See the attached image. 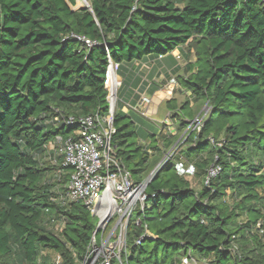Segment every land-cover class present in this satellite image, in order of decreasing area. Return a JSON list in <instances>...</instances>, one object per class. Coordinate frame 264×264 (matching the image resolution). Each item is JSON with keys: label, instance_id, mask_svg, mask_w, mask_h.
Segmentation results:
<instances>
[{"label": "trees", "instance_id": "1", "mask_svg": "<svg viewBox=\"0 0 264 264\" xmlns=\"http://www.w3.org/2000/svg\"><path fill=\"white\" fill-rule=\"evenodd\" d=\"M85 1L0 0V264H49L50 253L81 264L97 220L81 201L63 203L72 168L62 156L58 168L45 165L47 146L70 137L82 116L107 112L110 52L122 77L111 144L142 181L159 136L165 148L174 140L160 130L141 143L142 115L123 111L147 85L134 63L167 56L178 72L173 52L181 45L190 76H178L180 83L211 108L180 152L200 187L174 161L165 164L130 220L123 258L180 264L195 251L210 264H264V0ZM214 164L221 171L205 184ZM52 221L62 229L53 232Z\"/></svg>", "mask_w": 264, "mask_h": 264}, {"label": "built area", "instance_id": "2", "mask_svg": "<svg viewBox=\"0 0 264 264\" xmlns=\"http://www.w3.org/2000/svg\"><path fill=\"white\" fill-rule=\"evenodd\" d=\"M79 38L88 46L97 43L86 37ZM107 56V112L82 116L70 137L63 139L59 136L49 143L59 146L55 151L62 156L61 164L72 168L65 189L60 193L63 203L81 201L97 220L96 229L81 264H126L123 255L128 252L129 223L136 210L144 207L147 199L146 187L149 179L136 180L132 171L114 155L111 140L115 132L114 120L121 83L117 72L119 63L112 58L110 52ZM52 163L58 165L59 161L55 158ZM220 171L219 164L212 165L205 176V184H209ZM136 223L142 225L140 219ZM143 226L144 233H148L147 225ZM258 226L264 238V227L261 223ZM60 259L59 255L57 261ZM210 263V257H200L194 261V264Z\"/></svg>", "mask_w": 264, "mask_h": 264}, {"label": "rangeland", "instance_id": "3", "mask_svg": "<svg viewBox=\"0 0 264 264\" xmlns=\"http://www.w3.org/2000/svg\"><path fill=\"white\" fill-rule=\"evenodd\" d=\"M85 4V0H78L77 7ZM180 51H184V45H181L179 49L177 48L174 50L173 54L177 58V62L181 65L182 69L178 72L174 71V73L170 74L168 78H165L162 74L161 78L153 79L151 81L152 85L156 83L159 87L156 92L151 93L148 91L149 86L147 87L146 85L145 90L138 93L139 99H137L136 108L139 110L138 112L140 115H142L138 118V123L140 125L144 124L147 126V128L142 129L141 136L138 138L140 142L143 144L148 143L152 139L153 134L158 133L160 130H162L164 136L174 140L171 147L165 148L162 145L163 137L159 136L158 144L160 148L151 150L150 163L143 172L142 178L143 180L154 178L165 164L174 161L178 165L180 175L188 179L193 187L199 188L201 180L196 176L195 165L188 167L189 164L180 156V152L189 143L188 138L193 131H201L203 124L210 115L211 108L209 103L204 99L196 100L193 92L185 89L180 83L178 76H190V73L185 70L188 59L182 56ZM145 57H147L149 62L148 64L150 65L148 67L147 63L144 64L142 76H146L150 67L155 65V61L153 59H150L148 55ZM190 60L196 61L195 56L192 55ZM142 78L147 82V84L150 83L148 78ZM119 80L122 85L121 76H119ZM169 102H174L176 105L174 107L168 106ZM125 103L126 105L123 108V111L128 112L134 110L129 106V104H127V102ZM185 104H189L191 107L184 110L186 116H184L181 112L184 109ZM176 118L177 122L174 121ZM154 144H156V142H154ZM48 145L49 149L44 157V163L47 166H54L52 160L56 158L59 161V157L61 156L60 153H56L55 151L59 148V146L51 144ZM50 151H52V153H50ZM53 152H55V154ZM179 163L182 166H180ZM54 167L58 168L59 166ZM53 174H55L56 178L59 179L60 169L54 170ZM134 177L138 180L136 176ZM59 186H61V184L57 185V187ZM49 227L56 233L58 231L59 224L52 221ZM152 245L150 247H152ZM196 253L197 252L195 251L191 252V254ZM48 256L49 264H62L61 259L59 262L57 261L59 255L50 253Z\"/></svg>", "mask_w": 264, "mask_h": 264}, {"label": "crops", "instance_id": "4", "mask_svg": "<svg viewBox=\"0 0 264 264\" xmlns=\"http://www.w3.org/2000/svg\"><path fill=\"white\" fill-rule=\"evenodd\" d=\"M150 59H153L155 61V65L150 67V69L148 70V74L146 76H142L143 74V69H144V64H148V60H147V57L143 58L142 60H138L136 61L135 66H134V70L133 72H135L137 75H139L141 78L142 77H145V78H148V80L150 81L149 84H147V82L142 78V80L144 81V84L142 85V87L145 86V84H147V87L152 85V80L153 79H157V78H161L162 74L164 75L165 78H168L170 74H173L175 69L173 68L174 67V61L172 60L171 57H157L155 55H149L148 56ZM179 64V63H178ZM150 64H148L147 66L149 67ZM152 86H155L156 87V91L158 90V85H156V83H154ZM140 88V87H139ZM136 87L134 93L136 95H138V93H140V91H144L143 89H139ZM146 88V87H145ZM149 91V89H148ZM155 91V92H156ZM139 96V95H138ZM139 99V98H138ZM129 104V103H127ZM136 104H137V101L136 102H133L131 105L134 106L132 107L130 104L129 106L132 107L134 110L136 111H139L137 108H136ZM126 105V104H125ZM124 105V107H125ZM123 107V108H124ZM200 255L199 254H191V252L188 254V255H183L181 256L180 258V264H194V261L195 260H199L200 259Z\"/></svg>", "mask_w": 264, "mask_h": 264}, {"label": "water", "instance_id": "5", "mask_svg": "<svg viewBox=\"0 0 264 264\" xmlns=\"http://www.w3.org/2000/svg\"><path fill=\"white\" fill-rule=\"evenodd\" d=\"M150 179H152V178H150ZM150 179L148 180V182L150 181ZM148 184V183H147Z\"/></svg>", "mask_w": 264, "mask_h": 264}]
</instances>
